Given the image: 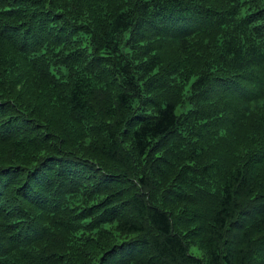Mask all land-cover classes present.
<instances>
[{
  "label": "trees",
  "instance_id": "16d2710c",
  "mask_svg": "<svg viewBox=\"0 0 264 264\" xmlns=\"http://www.w3.org/2000/svg\"><path fill=\"white\" fill-rule=\"evenodd\" d=\"M0 264H264V0H0Z\"/></svg>",
  "mask_w": 264,
  "mask_h": 264
}]
</instances>
